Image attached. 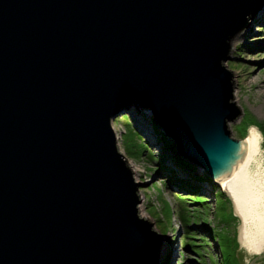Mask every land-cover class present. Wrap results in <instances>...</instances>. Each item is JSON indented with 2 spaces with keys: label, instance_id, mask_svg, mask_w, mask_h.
Listing matches in <instances>:
<instances>
[{
  "label": "water",
  "instance_id": "water-1",
  "mask_svg": "<svg viewBox=\"0 0 264 264\" xmlns=\"http://www.w3.org/2000/svg\"><path fill=\"white\" fill-rule=\"evenodd\" d=\"M264 0H0V264H156L112 121L149 111L243 217L230 41ZM147 113V112H146Z\"/></svg>",
  "mask_w": 264,
  "mask_h": 264
},
{
  "label": "rangeland",
  "instance_id": "rangeland-1",
  "mask_svg": "<svg viewBox=\"0 0 264 264\" xmlns=\"http://www.w3.org/2000/svg\"><path fill=\"white\" fill-rule=\"evenodd\" d=\"M245 27L237 41L233 43V38L242 30L230 41L229 58L224 62L233 74L232 102L235 101L241 110L234 121L228 122V127L233 138L243 139L248 128L255 126L264 139V11L258 16L253 14ZM151 120L149 111L124 109L113 119L112 126L117 135V147L126 164L133 169L135 180L140 183L138 215L145 220L148 217L152 222L151 229L161 236L158 254L162 252V258L157 256L159 260L156 258V264H200L201 261L204 264H223L217 239L211 237L209 230L219 237L226 264L228 256L225 248L233 249L234 236L238 246L232 264H264V245L260 247L259 254L250 253L248 247L242 245V219L233 214L231 199L222 188L218 187L220 191L214 195L208 181L189 178L177 168L178 176L199 186L197 191L167 186L164 183L166 179L156 175V161L152 159H156L154 155L159 147L155 144ZM145 141L148 142L146 147ZM261 146L264 165V142ZM135 167L140 168L138 174L134 171ZM194 173L208 177L196 167ZM202 200L208 202L198 203ZM202 235L208 236V242L195 239ZM199 244L202 246L196 247ZM184 246H191L203 255L202 259Z\"/></svg>",
  "mask_w": 264,
  "mask_h": 264
},
{
  "label": "trees",
  "instance_id": "trees-1",
  "mask_svg": "<svg viewBox=\"0 0 264 264\" xmlns=\"http://www.w3.org/2000/svg\"><path fill=\"white\" fill-rule=\"evenodd\" d=\"M151 128H152V132L154 134L155 144L158 145V147H159L157 154L154 155V157L156 159H152L153 161H156V166L154 168V172H156V175L161 176V177L166 179V180H164V183L167 186L176 187V188L184 190V191L194 192V191L198 190L199 186L197 184L192 183L188 179L185 180L184 178L177 175V170L180 169L189 178L194 177L200 181H203V179L208 181V183L211 185V188L213 190L212 192L214 193V195L217 191H220L218 186L214 185L211 182L209 177L199 176V175L194 173L195 166H193L188 161H186L184 158H182V156L175 149L173 143L168 140V138L158 128V126L155 124V122L153 120H151ZM136 130L139 132L138 129H136ZM138 132H137V134H140V132L139 133ZM147 143L148 142L145 141V144H144L145 147L147 146ZM176 168H177V170H176ZM221 194L224 195L223 193H221ZM196 195H199V194L196 193ZM185 198L190 200L188 197H185ZM203 202H208V200H202V201H199L198 203H203ZM209 233L211 234V237L217 239V244H218L219 251H220V261L223 264H226L225 258H224L223 253H222L223 249L221 247L219 237H216L215 233L212 230H209ZM195 239L208 242V240H207L208 236H205V235H202L199 238H195ZM232 241H233V245H234L233 249L229 250V249L225 248L226 249V255L228 256V260H227L228 264H232V259L234 258L233 256L235 255V250L238 246V243H237L235 236L232 238ZM199 246H202V245L201 244L196 245V247H199ZM184 247H185V249H189L191 251H194L199 256L200 260L202 259L203 255L198 253L194 249H192L191 246L190 247L184 246ZM225 247H228V245H226ZM210 263L212 264V262H210ZM200 264H204V263L201 261Z\"/></svg>",
  "mask_w": 264,
  "mask_h": 264
},
{
  "label": "bare ground",
  "instance_id": "bare-ground-1",
  "mask_svg": "<svg viewBox=\"0 0 264 264\" xmlns=\"http://www.w3.org/2000/svg\"><path fill=\"white\" fill-rule=\"evenodd\" d=\"M263 11H264V1H263L262 9L259 12V14H257V16L260 15ZM243 30L233 38V43L241 37ZM261 149L262 146L258 151V157H257V160L260 163L259 170L257 174H255L247 182L243 190L242 201H243L244 215L243 217H241L242 225L240 227V240L242 245H245L246 247H248V249L260 248L261 246L264 245V165L261 158ZM130 170L132 174H134L132 171L133 169H131V167ZM139 170H140L139 167H135L134 169L136 174H138ZM161 248L163 247L161 246ZM158 256L159 259L160 257L162 258V252H159ZM159 259L157 258V261Z\"/></svg>",
  "mask_w": 264,
  "mask_h": 264
},
{
  "label": "clouds",
  "instance_id": "clouds-1",
  "mask_svg": "<svg viewBox=\"0 0 264 264\" xmlns=\"http://www.w3.org/2000/svg\"><path fill=\"white\" fill-rule=\"evenodd\" d=\"M248 250L250 253L254 252L255 254H259V251H261L260 248H256V249L249 248Z\"/></svg>",
  "mask_w": 264,
  "mask_h": 264
}]
</instances>
